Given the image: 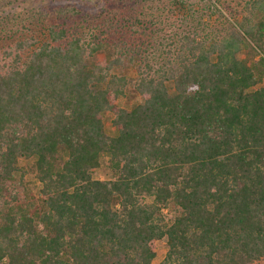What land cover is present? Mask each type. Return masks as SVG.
Wrapping results in <instances>:
<instances>
[{
	"label": "trees",
	"instance_id": "1",
	"mask_svg": "<svg viewBox=\"0 0 264 264\" xmlns=\"http://www.w3.org/2000/svg\"><path fill=\"white\" fill-rule=\"evenodd\" d=\"M165 1L131 4L155 25ZM238 5L158 48L153 36L128 44L99 23L74 27L80 8L53 5L45 40L10 47L0 61V264H153L159 240L158 264L264 259V0ZM129 87L141 102L124 108ZM102 154L110 178L93 176Z\"/></svg>",
	"mask_w": 264,
	"mask_h": 264
},
{
	"label": "rangeland",
	"instance_id": "2",
	"mask_svg": "<svg viewBox=\"0 0 264 264\" xmlns=\"http://www.w3.org/2000/svg\"><path fill=\"white\" fill-rule=\"evenodd\" d=\"M128 1L129 4H126L125 0H0V61L5 58V53L19 39L33 36L38 41L45 40L47 15L53 5H75L80 8L84 14L72 20L74 27H78L81 23H86L85 25L99 23L104 30L103 35L126 40L128 44L146 42L150 36H153L155 48L165 41L164 37L169 32L179 31L182 28H187L188 25L193 26L196 22H205L211 27L218 26L222 21V18H218L219 13L230 18L228 14L230 10L237 15L240 9L238 5L240 0H182L181 2L174 0L173 4L169 2L171 7H167L175 10L173 14L166 17L168 9L165 8L163 15L154 19V25L151 22V24L147 23L152 16L149 12L147 13L145 8L141 9L140 5L131 4L134 0ZM103 4L110 5V13L105 11ZM130 5L135 6L136 11L138 10L137 13L142 19L143 26H141V21L137 22L135 19V16L138 15ZM88 10L92 12L90 17L87 15ZM155 26L164 30L153 33L150 29L153 30ZM238 56L243 57V54L239 53ZM116 72L124 73L130 77L135 75V71L132 69H116ZM139 102H141V97L132 87H129L125 96L117 100V104L124 108H130ZM111 117L110 113L103 114L104 131L108 135L114 136L116 129L111 124ZM101 157L100 166L92 171L93 176L100 179L110 178L112 174L108 165V155L102 154ZM21 164L27 168L31 162L23 161ZM27 179L31 191L37 194L39 182L32 173L27 175ZM165 252V241L159 240L153 264H158ZM254 264H264V259Z\"/></svg>",
	"mask_w": 264,
	"mask_h": 264
}]
</instances>
